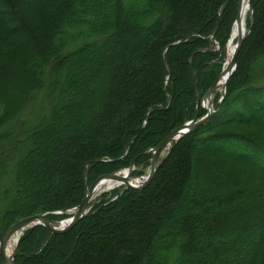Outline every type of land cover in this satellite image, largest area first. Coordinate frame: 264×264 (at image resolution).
<instances>
[{
  "label": "trees",
  "instance_id": "trees-1",
  "mask_svg": "<svg viewBox=\"0 0 264 264\" xmlns=\"http://www.w3.org/2000/svg\"><path fill=\"white\" fill-rule=\"evenodd\" d=\"M225 1L0 0V46L23 45L0 51V240L21 219L77 207L86 182L147 163L195 117L192 73L202 96L236 19L232 0L208 51ZM251 6L223 99L149 186L48 242L45 227L26 230L14 264H264V0Z\"/></svg>",
  "mask_w": 264,
  "mask_h": 264
},
{
  "label": "water",
  "instance_id": "water-1",
  "mask_svg": "<svg viewBox=\"0 0 264 264\" xmlns=\"http://www.w3.org/2000/svg\"><path fill=\"white\" fill-rule=\"evenodd\" d=\"M232 0H226L224 2V4L221 6L219 13H218V21L215 25V28L210 36V38L213 40L214 42V37L215 34L219 28L220 22H221V18L222 15L224 13V11L226 10L227 6L229 5V3ZM241 2L242 0L238 1V5H237V15H236V19H235V24L239 23V10H240V6H241ZM247 7H248V17H249V21H250V26L253 22V10H252V6H251V0H247ZM250 26L247 30H245V32L240 35L237 40H236V45H235V50L233 53V56L228 64V68L227 70L224 69V66L220 72V74L218 75V77L216 78L215 82L209 87V89L202 95L200 96L199 93L197 92V88H196V83H195V73H192L193 76V89L196 93V115L195 117L184 123L183 125H181L180 127L174 129L173 131H171L156 147L149 149L147 151V153L151 154V160H150V166H149V171L146 174V177L144 179V181L137 185H131L129 183V177L131 175V173L134 171V166L133 164H131V166L127 169V176H120V173L122 172H116V173H111V174H106L103 175L101 177H99L96 181H94L90 186L87 185L86 182V190H85V196L82 199L81 203L73 208L70 209L68 211H58V212H54V213H43V214H37V215H33V216H29L27 218L21 219L18 222H16L15 224L11 225L3 234L1 240H0V261L1 264H14V257H15V253H16V247L13 251V253L7 257L5 250H6V246L8 244V242L10 241V239L16 235V234H20L16 246L18 244V241L20 239V237L22 236V234L33 227L36 226H43L45 227L48 231H49V237L47 238V242L49 241V239L55 235H62V234H66L68 233L80 220H82L88 213V211L90 210V201L93 198V194L94 191L98 185V183L101 180H109L112 182H123V186H125V189H131L133 191H143L144 189H146L149 184L151 183L155 173L157 172L158 168L161 166V164L163 163L164 159L167 157L169 151L171 150V147L174 143H176L179 139H181L183 136L187 135L188 133H190L191 131H193L194 129H196L197 127L205 124L208 119L210 118V116L215 113V109L213 107V103L211 101L213 94L219 90V81L221 79V77H223V75H225V71H227V79L224 83V85L222 86L221 90H222V96L219 100V103L221 101V99H223L224 94H225V89H226V83L229 79V77L231 76V74L233 73V71L235 70L236 67V58H237V54L239 52L240 46L243 43V40L245 39V37L248 35V33L250 32ZM212 50V49H211ZM192 57V56H191ZM191 57L189 58V63L191 60ZM168 104L170 102V98H167ZM206 102V106L203 105V103ZM202 109L205 111V114L203 116H199V110ZM128 151V146L125 147V153ZM84 175H85V180H86V175H87V169L86 167L84 168ZM126 177V178H125ZM62 214H69L71 215L68 223L65 227H61V223L64 222L63 221H56V220H51L49 219V215H62Z\"/></svg>",
  "mask_w": 264,
  "mask_h": 264
},
{
  "label": "bare ground",
  "instance_id": "bare-ground-1",
  "mask_svg": "<svg viewBox=\"0 0 264 264\" xmlns=\"http://www.w3.org/2000/svg\"><path fill=\"white\" fill-rule=\"evenodd\" d=\"M247 14H248L247 0H242L240 10H239V23L235 24V22H234L232 25V28H231V32H230V39H229V42L227 45L226 59H225V64H224L225 70H227L228 64H229V62L233 56L237 38L240 35H242L246 30L245 24H246ZM225 73L226 74L223 75V77H221V79L219 81V89L222 88V86L224 85V83L227 79V76H228L227 71H225ZM211 101H212V99H211ZM203 105L206 106V102H204ZM120 176H127V170L122 171L120 173ZM145 177H146V175L143 177H140V178H132V176L130 175L129 183L131 185L137 186L144 181ZM122 185H124L123 182H112V181H109L106 179L101 180L98 183V185L94 191L93 197L96 195H99V193H101L102 191L110 190V189H113V188H116V187L122 186ZM68 220H65L64 222H62L61 227H65L68 223ZM19 236H20L19 233L14 235L10 239V241L8 242V244L6 246V250H5L7 257H9L13 253Z\"/></svg>",
  "mask_w": 264,
  "mask_h": 264
},
{
  "label": "rangeland",
  "instance_id": "rangeland-1",
  "mask_svg": "<svg viewBox=\"0 0 264 264\" xmlns=\"http://www.w3.org/2000/svg\"><path fill=\"white\" fill-rule=\"evenodd\" d=\"M239 1V0H238ZM238 5V4H237ZM33 16H34V20L36 19V21H37V16H36V14L35 13H33ZM248 19H249V17H248V14H247V17H246V30L249 28L248 27ZM234 23V22H233ZM249 23H250V21H249ZM233 25V24H232ZM231 28H232V26H231ZM231 32V31H230ZM229 39H230V34H229V36H228V38H227V40H226V42H225V44H224V51H223V62H222V68H223V66H224V64H225V59H226V50H227V45H228V42H229ZM210 40H211V42H212V44H211V46L208 48V51H211V52H219V49H220V45H219V43L218 42H216L215 40H214V42H213V40L210 38ZM7 45H2V46H0V51L4 54L3 56L5 57V56H7V55H9L11 52H13V50H16V49H19V50H22L23 49V45H22V43L21 42H19L18 40L17 41H14V42H12V43H10V44H8V47H6ZM212 49V50H211ZM222 70V69H221ZM225 95V94H224ZM221 96H222V90H221V88L218 90V91H216L214 94H213V96H212V103H213V107H214V101H215V99H217L218 98V100H217V103H219V100H220V98H221ZM222 100V99H221ZM221 102V101H220ZM196 108V107H195ZM215 108V107H214ZM257 117H260V116H257ZM150 160H151V158L148 160V162L147 163H145V164H142L141 166H139V167H135L134 165V170L135 171H137L138 172V174H137V176H132V178H140V177H143V176H145L147 173H148V171H149V166H150ZM131 166V165H130ZM129 166V167H130ZM129 167H123V168H121V169H119L117 172H121V171H124V170H127ZM116 173V172H115ZM125 190H127V189H125V186H118V187H116V188H113V189H110V190H106V191H102L101 193H99V195H96V196H94L92 199H91V201H90V210L88 211V213L93 209V207H95L96 205H98L99 203H101V202H103V201H105V200H108V201H113V200H115L117 197H119L120 195H122L124 192H125ZM87 213V214H88ZM71 216V215H70ZM70 218V217H69ZM69 218H65V219H62V220H59V221H63V220H66V219H69ZM16 248H17V246H16Z\"/></svg>",
  "mask_w": 264,
  "mask_h": 264
}]
</instances>
